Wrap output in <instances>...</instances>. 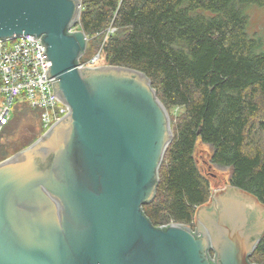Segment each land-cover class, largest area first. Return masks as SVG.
<instances>
[{"label":"water","instance_id":"obj_1","mask_svg":"<svg viewBox=\"0 0 264 264\" xmlns=\"http://www.w3.org/2000/svg\"><path fill=\"white\" fill-rule=\"evenodd\" d=\"M80 11V0H0V38L40 39L68 108L0 161V264H259L249 257L264 205L240 188H211L193 226L144 215L173 138L169 113L142 71L79 66Z\"/></svg>","mask_w":264,"mask_h":264},{"label":"trees","instance_id":"obj_2","mask_svg":"<svg viewBox=\"0 0 264 264\" xmlns=\"http://www.w3.org/2000/svg\"><path fill=\"white\" fill-rule=\"evenodd\" d=\"M78 26L92 38L81 61L99 51V64L145 73L169 112L173 138L159 168L156 192L141 210L152 225H194L211 196L196 158L230 170L228 183L264 205V48L248 32L245 8L264 0H82ZM115 30L105 39V28ZM181 109L178 114L170 113ZM0 131V161L43 132L40 111L25 102ZM14 135V123L25 115ZM10 136V138H8ZM264 264V235L249 257Z\"/></svg>","mask_w":264,"mask_h":264},{"label":"built area","instance_id":"obj_3","mask_svg":"<svg viewBox=\"0 0 264 264\" xmlns=\"http://www.w3.org/2000/svg\"><path fill=\"white\" fill-rule=\"evenodd\" d=\"M115 29L110 23L104 37ZM44 50L40 39L32 34L0 38V131L9 122L16 103L25 102L40 111L43 132L66 114L67 106L53 95L55 77H46L51 62L43 58ZM99 60L98 51L80 61L79 66H97Z\"/></svg>","mask_w":264,"mask_h":264},{"label":"rangeland","instance_id":"obj_4","mask_svg":"<svg viewBox=\"0 0 264 264\" xmlns=\"http://www.w3.org/2000/svg\"><path fill=\"white\" fill-rule=\"evenodd\" d=\"M82 0H80L81 3ZM82 3H81V9H82ZM245 13L247 15L248 19V32L250 34H253L256 38H258L262 42V47L264 48V6H257V5H249L245 8ZM79 26H75L74 29H78ZM87 38L86 41V47H88V51L85 53L84 56H89L90 54V45L92 43V38ZM103 39H105L104 34L102 36ZM86 49V48H85ZM81 61V60H80ZM181 111V109H173L170 111V113L178 114ZM169 113V112H168ZM14 116V109H12L11 118ZM170 117V116H169ZM33 123L36 127V129H39L38 122L34 118V116L31 115H25L21 117L19 120H17L14 125H16V130H14V135H19L20 130L22 127L27 123ZM171 123V121H170ZM43 133V132H42ZM41 133V134H42ZM10 138V136L8 137ZM209 148L206 145L199 144L196 151V158L199 162V166L201 170L207 174V177L210 181V187L213 189H225L229 185L228 183V176L230 170L228 168H222L214 166L213 164L209 163ZM12 155V154H11ZM10 156V155H9ZM8 156V157H9ZM7 158V157H6ZM5 159V158H4Z\"/></svg>","mask_w":264,"mask_h":264}]
</instances>
